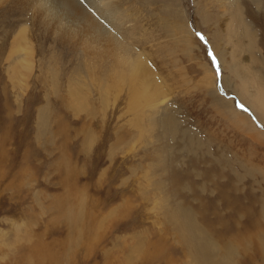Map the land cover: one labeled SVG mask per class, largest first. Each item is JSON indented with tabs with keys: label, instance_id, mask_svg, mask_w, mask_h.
I'll return each instance as SVG.
<instances>
[{
	"label": "rangeland",
	"instance_id": "rangeland-1",
	"mask_svg": "<svg viewBox=\"0 0 264 264\" xmlns=\"http://www.w3.org/2000/svg\"><path fill=\"white\" fill-rule=\"evenodd\" d=\"M240 1L257 39L251 48L235 39L236 58L257 54L259 77L264 0ZM115 2L130 23L98 15L145 53L178 134L165 140L151 126L157 116L131 107L128 89L113 80V61L63 38L34 0H0V264H264V152L251 161L240 155L216 135L221 125L207 111L214 105L264 137L253 98L249 106L234 93L240 79L218 50L226 47L228 62L229 12L222 0ZM22 28L35 71L20 86L13 52ZM253 78L247 87L256 94ZM183 133L202 149L192 150ZM183 215L193 219L195 238L212 242L210 261L191 245Z\"/></svg>",
	"mask_w": 264,
	"mask_h": 264
},
{
	"label": "bare ground",
	"instance_id": "bare-ground-1",
	"mask_svg": "<svg viewBox=\"0 0 264 264\" xmlns=\"http://www.w3.org/2000/svg\"><path fill=\"white\" fill-rule=\"evenodd\" d=\"M115 1L116 0H98L96 3L91 4L90 1L87 0H83V2L79 0H52V2L51 3L49 2L50 4L47 5L48 0H34L35 3L34 7L36 6L35 8L38 9L39 14L47 18V20L50 23H53V26L57 29V31L60 34H63V38L68 39V37H70L71 40H73V42L74 41L79 42L81 46H83V48L89 51L98 52L99 55L104 56L101 57L102 59H104V62L113 61L112 63L113 70H111L112 73L114 74L113 80L116 81L118 86H126L133 103L131 107L136 108L135 106L137 107L142 106V108L147 113H150L149 115L150 117H148L150 120L152 119L153 116H157L156 118L153 117L150 123L151 126L154 127V129L162 131V136L164 139L169 138L168 136L170 137L176 136L178 134L179 122L174 117V114L171 113L170 110H168L167 108L168 106L166 105V101L169 98L166 96L164 92V88L161 85L162 82H160L161 80L159 79V77L156 76V73L154 74V71L151 70L152 67L149 61L147 60L145 53H143L142 51L135 50L133 48V43L132 46L128 45L127 42H129L130 40L126 42L124 34L121 31H119L120 29L117 27V25L116 26L109 24L107 25V23L104 22V19L98 15V13H101L102 14L101 16L107 15L108 17L116 18V21L121 22L122 25L128 22L129 18L128 15H126L127 13H125V10H123L118 4V2ZM255 2L258 5H260L259 0H255ZM220 6H221V10L224 9L223 12L225 16L226 13L229 12L228 14L229 17L223 21V24L225 25V29H224L225 34L224 36L223 35L222 36L227 41L225 42L226 44L227 43L233 44L232 45L233 47L230 52L231 55L230 60H228V62L227 60H225V55H228L227 54L228 51L226 47H224L225 49L219 47L220 49L223 50V54L219 48L218 50L221 56L222 63L224 64L226 63L225 64L226 66L231 67L232 74H235L240 79L241 82V86H239V89H235L233 87V82H231L229 80V77L226 75L225 77V80L227 81L226 86L227 88L233 87L234 93L239 97L243 98L248 105H250L249 101L254 97V102L252 103L251 106L253 110H254L253 107H257V106L260 107L261 109H264V90L262 87L264 86V79L261 78L264 75L262 74V76L257 77V72H258L257 65L259 64V62L256 60L257 54L255 55V57L252 54V56L243 59L244 61H240L239 59L237 60L236 58L238 57L239 53H236L237 49L235 47L238 44L235 39L237 40L238 38L240 40L248 39L249 40V44H247L248 46L251 45L254 39L255 40L257 39V34L253 30L252 23L248 20L250 15L247 14L244 7L241 5V1L239 2V0H222V4ZM60 11L63 13H60ZM124 16L127 18V20ZM56 29L54 31H56ZM16 40L20 41V47H19V51L13 52L14 54L13 56L15 57V60L18 62L19 67L16 68H19L20 71H22V74L19 77H18L19 74L16 75L17 81H19V84L21 86L23 79L29 78L34 73L33 71H35V65L33 64L32 60L28 58V56H26L25 54V52L28 50L32 56L33 51L29 47L28 42L24 38V28H22L21 31L19 32V34L16 37ZM23 54H25L24 57ZM252 70H255L256 72ZM15 72H17V70ZM252 75L254 76V78L257 79L259 78L260 80L259 86L256 81L257 79H254ZM238 78L236 79L238 80ZM251 78H253L252 81L253 86H255L254 83H256V87L258 86L257 88L258 90L256 94L253 92L252 86L249 88L247 87V84L250 83ZM76 84L77 83H75V85ZM105 85L107 84L105 83ZM73 88L75 93H79L75 86H73ZM103 88H106V86ZM106 89H103L101 92L102 99H103V95L106 92L104 90ZM117 90H119V88H117ZM108 94L110 95V91L108 92ZM78 96L79 94L76 95V97ZM73 99L75 103L79 105L80 108L83 107L80 99L75 97ZM227 103L231 105L232 101ZM41 113H42L40 115L42 119L41 121L45 123L48 120L46 117L47 115H45L46 111H43ZM241 114L244 115L243 113ZM88 115L90 116V114ZM183 134L186 135L183 136V139L188 135H190V137L188 136L186 139L189 141L188 142L189 147L192 150L196 149L193 148L194 146H197L199 149L201 148L198 145L197 141L192 140L193 137L191 136L190 133H183ZM90 138L95 140L94 135L90 136ZM89 146L92 147L93 144L89 143ZM180 219H181L180 221L184 223L185 229L187 230L189 237L194 239L191 240V245H193L192 243H194L197 249L198 248L201 249V256L205 257L206 260L210 261L211 260L210 253L212 252L213 254L215 253L214 252L215 248L212 245V242L208 238L205 239V237L204 238L194 237L195 226L192 223L193 219L189 217V215H183ZM233 247L234 245L232 244L231 245L232 251H234ZM220 253L221 255L219 256V258L223 259L224 255L222 252Z\"/></svg>",
	"mask_w": 264,
	"mask_h": 264
},
{
	"label": "crops",
	"instance_id": "crops-1",
	"mask_svg": "<svg viewBox=\"0 0 264 264\" xmlns=\"http://www.w3.org/2000/svg\"><path fill=\"white\" fill-rule=\"evenodd\" d=\"M257 88L258 87H256L255 90H258ZM253 91H254V88H253ZM238 98L240 99L241 97H238ZM241 99L244 100L243 98ZM206 100L207 101L209 100L208 102H206V104H209V103L211 104L210 102L211 99L208 98ZM253 102H254V97H253ZM254 110L256 114L259 116V118L262 119L263 121L264 120V109H260L257 106V107H254ZM207 111H212L211 116H213L214 118L213 120H216V123L217 124L219 123L221 125L220 129L222 131L216 132L217 133L216 135L221 136L223 141L227 143V145L233 148H236L240 155L247 157V159L251 161L253 160L251 157H255V155H257V151L260 153L264 152V137L260 135V133L252 129L249 124L248 125L246 124L243 126H239L238 124H235L232 118H230L227 115V113L221 112L214 105H212L211 108H207ZM228 130L233 133L232 135L234 137L233 136L230 137L227 135ZM252 151L254 155L252 154Z\"/></svg>",
	"mask_w": 264,
	"mask_h": 264
},
{
	"label": "snow or ice",
	"instance_id": "snow-or-ice-1",
	"mask_svg": "<svg viewBox=\"0 0 264 264\" xmlns=\"http://www.w3.org/2000/svg\"><path fill=\"white\" fill-rule=\"evenodd\" d=\"M240 107L243 108V105H240ZM245 111H246V109H245Z\"/></svg>",
	"mask_w": 264,
	"mask_h": 264
}]
</instances>
